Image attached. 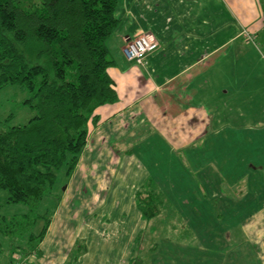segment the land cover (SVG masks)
<instances>
[{
	"label": "crops",
	"instance_id": "1",
	"mask_svg": "<svg viewBox=\"0 0 264 264\" xmlns=\"http://www.w3.org/2000/svg\"><path fill=\"white\" fill-rule=\"evenodd\" d=\"M238 8V0H117L115 16L119 24L110 43L115 66L109 70L117 102L98 110V124L90 127L86 147L68 179L44 240L31 255L13 254L17 264L108 263L104 242L108 231L112 239L116 237L112 229L102 223L90 224L88 230L95 242L89 246L81 238L83 231L78 237L75 234L79 231L65 224L74 217L64 211L66 205L74 214L79 213L65 203L66 199H90L87 193L101 173L106 179L104 190L113 202L109 214L117 207L119 214L129 213L138 221L143 219L134 204L129 210L121 200L133 201L149 181L166 200L168 208L163 214L172 211L177 215H200L201 219L196 218L198 225L206 222L203 199L211 192L219 203L215 214H247L231 230L242 237L230 247L232 250L235 246L231 254L238 255L236 261L264 264V159L256 163L254 155L251 158L247 151L238 149L250 144L245 134L251 131L248 113L255 102V85L233 88L225 104L228 110L214 107L219 96L228 95L227 91H217L212 82L220 65L218 53L242 34ZM141 34H149L158 44L144 67L126 62L121 53L127 40ZM244 106L247 109L242 110ZM255 119L264 120V111H259ZM164 164L175 172L182 167L181 177L171 182L161 180L163 176L158 177L156 170ZM242 182L245 189L236 190ZM61 214L63 219L55 225ZM183 224L190 230L189 220ZM127 231L117 254L125 264L130 262L126 260L127 247L139 238L134 228ZM156 236L152 229L151 244ZM84 242L88 247L77 255L76 249ZM223 252L217 254L220 260L225 259Z\"/></svg>",
	"mask_w": 264,
	"mask_h": 264
},
{
	"label": "trees",
	"instance_id": "2",
	"mask_svg": "<svg viewBox=\"0 0 264 264\" xmlns=\"http://www.w3.org/2000/svg\"><path fill=\"white\" fill-rule=\"evenodd\" d=\"M116 5L117 0H0V92L19 87L28 95L23 105L35 113L23 126L8 127L12 115L0 122V190L7 204L28 209L0 215V235L10 242L11 254L31 255L42 243L51 220L38 213L40 204L52 195L64 167L68 177L76 169L98 110L117 102L109 75ZM210 193L203 199L206 218L215 220L219 234H228L247 214H215L219 203ZM135 203L145 222L166 208L151 181Z\"/></svg>",
	"mask_w": 264,
	"mask_h": 264
},
{
	"label": "rangeland",
	"instance_id": "3",
	"mask_svg": "<svg viewBox=\"0 0 264 264\" xmlns=\"http://www.w3.org/2000/svg\"><path fill=\"white\" fill-rule=\"evenodd\" d=\"M238 2L237 15L239 16V26L242 34L234 44L229 48H223L222 52H219L217 55L220 65L216 66L214 72L216 81L212 83L216 84L217 91H227L228 95L224 98L219 96L214 107H217L221 111L228 110V104L227 107L225 104L230 100L233 88H239L241 84L255 85L253 87L255 102L251 103L248 113L250 115L248 118L250 119L251 127L249 129L251 131L245 134L246 138L250 140V144L238 149L247 151L248 156L251 158L254 155L256 157L254 161L257 163L264 159V120L257 121L258 119H255L259 111H264V0H238ZM27 99L28 95L19 87L9 86L4 88L0 92V122L2 123L6 117L12 115V120L7 123L8 127L27 124L35 115L32 110L23 105ZM212 100L215 101L213 98ZM241 109L245 110L247 108L244 106ZM242 110L238 109V111ZM241 127L244 128L245 125ZM170 168L167 169V164L158 168L156 170L158 177L163 176L161 180L168 179L171 182L175 177L183 173L182 167L177 171L178 173L175 170L172 171ZM65 174L66 168L64 167L57 175V180L52 191L53 195L45 197L40 204L38 208L40 215H48L52 219L53 215L57 213L60 198L63 197V191L68 185V179L73 175L71 174L68 177ZM105 180V175L103 177L102 173L100 176L98 174L95 176L93 182L96 184H94L92 191L87 193L86 197L90 199H76L78 202L73 201L71 198L66 199L65 203H70L74 207L73 210L79 213L74 214L66 205L64 211L69 213V215H66L74 217L70 221L64 220L65 224H69L73 229L79 231L78 234H75L78 237H81V232L83 231L81 238L86 240L88 244L95 242L92 240V233L88 230L90 229V224L102 223L108 226L109 229H112L113 232L111 233L116 234V237L112 239L110 231H108V239L104 242L107 247L106 257L108 258V263L106 264H125V260H122L117 254L120 252L119 246L121 242L129 234V231H127L129 227L137 231L136 233H138L139 238L138 240L136 238L135 244H130L127 247L126 260L128 261L139 259L141 264H221V262L224 264H242L236 261L238 257L236 253L231 254L232 251L235 252V246L232 250L230 249L231 245L237 243L242 237L236 230L233 232L228 231V234L225 232L226 234L224 235L219 234V231L215 230L216 228H212V223L215 220H207L206 218L205 224L201 223L198 225L196 218L200 217L201 219L200 215H177L170 211L167 214H163L162 212L156 220L145 222L144 220L138 221L137 218L134 219L133 215L129 213L122 216L119 214L117 207L115 208L116 212L109 214L108 210L111 208L113 202L109 199V194L104 190L106 186ZM244 189L245 185L242 182L236 190L242 191ZM228 194L231 197V193L228 192ZM117 203L120 204L119 201ZM121 203L129 210L134 204V208L136 209L135 198L133 201L128 198L121 200ZM164 203L167 207L165 199ZM169 208L171 209L170 205ZM135 212L137 211L135 210ZM206 212L209 213V210H206ZM26 213H28L27 207L21 204H7V195L4 191L0 190L1 216L10 218ZM62 219L61 214L59 219H56L55 225H59ZM184 220L190 221V230L189 228H185L183 224ZM152 229L157 235L156 239L153 240V246H151L149 237ZM225 237L228 240H225ZM54 241L57 242L58 237H55ZM10 246V242L0 235V248L3 251V255L0 256V264H17L16 260L13 259V257H16L13 254L16 253H10ZM86 247L88 246H86L85 242L79 244L76 249L77 255L83 254ZM241 249L242 247L239 250ZM219 251H224L222 253L225 258H223L224 260H220L221 257L217 256V254L221 255ZM242 252L247 254V250H242ZM155 258L157 261H155ZM243 263L246 264L245 261Z\"/></svg>",
	"mask_w": 264,
	"mask_h": 264
},
{
	"label": "built area",
	"instance_id": "4",
	"mask_svg": "<svg viewBox=\"0 0 264 264\" xmlns=\"http://www.w3.org/2000/svg\"><path fill=\"white\" fill-rule=\"evenodd\" d=\"M157 49V42L149 34H141L127 40L121 53L126 62L144 67L147 57L155 53Z\"/></svg>",
	"mask_w": 264,
	"mask_h": 264
}]
</instances>
